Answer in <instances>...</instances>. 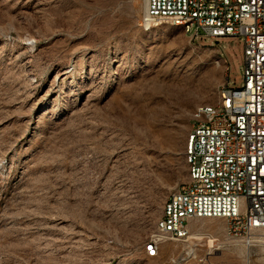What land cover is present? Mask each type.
Instances as JSON below:
<instances>
[{
  "label": "rangeland",
  "instance_id": "rangeland-1",
  "mask_svg": "<svg viewBox=\"0 0 264 264\" xmlns=\"http://www.w3.org/2000/svg\"><path fill=\"white\" fill-rule=\"evenodd\" d=\"M144 9L0 0V264H264L215 218L147 252L195 110L244 84V40L147 29Z\"/></svg>",
  "mask_w": 264,
  "mask_h": 264
},
{
  "label": "built area",
  "instance_id": "built-area-1",
  "mask_svg": "<svg viewBox=\"0 0 264 264\" xmlns=\"http://www.w3.org/2000/svg\"><path fill=\"white\" fill-rule=\"evenodd\" d=\"M180 19L198 23L196 39L242 37L244 84L228 80L225 113L194 122L188 181L147 252L191 237L190 224L204 218L224 219L229 236L264 245V0H145L143 26Z\"/></svg>",
  "mask_w": 264,
  "mask_h": 264
},
{
  "label": "bare ground",
  "instance_id": "bare-ground-1",
  "mask_svg": "<svg viewBox=\"0 0 264 264\" xmlns=\"http://www.w3.org/2000/svg\"><path fill=\"white\" fill-rule=\"evenodd\" d=\"M164 22L172 23V24H176V25H182V26L186 27V29L191 33V35L194 39H196V37L198 36V23L194 22V19H180L178 21H164ZM164 22L154 23V24L144 25V26L147 29H149L152 26L159 25V24L164 23ZM227 84H228V81L225 85H227ZM226 110H227L226 93H225V89L223 88L215 103L209 104V105H202L195 110L194 122L202 120V115H204V116L219 115V114L225 113ZM193 137H194V125L192 127V130L189 132V134L187 136V141H186V161H187V164L189 167V173H190V168H192V164H193V148H192ZM174 193H176V191ZM174 193H172L168 197V199L166 200V202L164 204L161 223L163 222V219H164V211H170L171 202H172V198L174 197ZM161 223H160V228H161ZM214 241H215V239L213 237H211L209 239L210 245H213Z\"/></svg>",
  "mask_w": 264,
  "mask_h": 264
},
{
  "label": "trees",
  "instance_id": "trees-1",
  "mask_svg": "<svg viewBox=\"0 0 264 264\" xmlns=\"http://www.w3.org/2000/svg\"><path fill=\"white\" fill-rule=\"evenodd\" d=\"M203 40V39H202Z\"/></svg>",
  "mask_w": 264,
  "mask_h": 264
}]
</instances>
